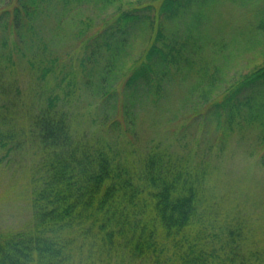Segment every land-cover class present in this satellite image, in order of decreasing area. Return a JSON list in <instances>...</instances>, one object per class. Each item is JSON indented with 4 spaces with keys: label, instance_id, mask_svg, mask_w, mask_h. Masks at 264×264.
Instances as JSON below:
<instances>
[{
    "label": "trees",
    "instance_id": "16d2710c",
    "mask_svg": "<svg viewBox=\"0 0 264 264\" xmlns=\"http://www.w3.org/2000/svg\"><path fill=\"white\" fill-rule=\"evenodd\" d=\"M155 1L0 0V80L17 86L23 67L39 86L1 106L0 149L42 152L31 224L0 230V264H264L263 249L243 251L242 224L210 227L212 211L200 210L207 159L228 136L253 140L264 166V64L233 81L217 72L227 50L258 44L264 56V0H241L254 6L244 24L214 16L224 0ZM66 44L77 53L62 64ZM76 88L98 138L75 131L60 105ZM177 123L180 143L157 140ZM197 133L206 157L192 164ZM123 137L141 147L137 160Z\"/></svg>",
    "mask_w": 264,
    "mask_h": 264
},
{
    "label": "rangeland",
    "instance_id": "374dc122",
    "mask_svg": "<svg viewBox=\"0 0 264 264\" xmlns=\"http://www.w3.org/2000/svg\"><path fill=\"white\" fill-rule=\"evenodd\" d=\"M224 0L216 8L213 9L214 16L219 20L225 18L229 23L244 24L243 18L252 7V4L244 6L241 0L231 1ZM155 0H122L124 8H132L134 6L145 7L150 4H156ZM256 4V0L253 2ZM87 14H93L91 7H85ZM108 17V16H107ZM107 19V18H106ZM167 32L170 34L177 29V25L172 21L166 23ZM105 26V21L97 22L96 31H100ZM94 29V31H95ZM61 49V63H67L71 60V55L77 51H71L68 44ZM253 51V52H252ZM245 51L239 49L235 54L240 56L233 57L228 55L226 59L221 61L217 72L221 73L225 79L230 81L236 80L242 75L252 71L253 69L264 64V56L261 48L256 44V49ZM34 73V72H33ZM17 86H10L7 80L8 75L1 76L0 80V113L2 105L7 100L13 99L17 92H26L27 88L35 94L39 92V86L36 85L32 72L25 68L18 69ZM76 77L75 80H78ZM36 87H38L37 90ZM25 100V99H23ZM76 88L70 96L62 97L60 105L70 115L73 120L72 127L75 131L83 134L86 138H94L99 136V128L101 127L99 120H95L92 106ZM21 123V120H20ZM182 123L161 128L158 133L157 140L161 143L178 142L179 129ZM146 125L144 124V127ZM4 129L0 128L3 133ZM14 131V127L12 129ZM202 133H197L190 149L186 152L190 154L191 163L194 164L199 159H205L206 153L199 152L197 156L195 148L198 140L202 137ZM142 135L151 137L149 131L142 127ZM210 138V137H209ZM186 139V137L184 138ZM127 138L122 139L120 144L121 150L130 152V159L137 160L141 148L133 141ZM250 143H254L249 139ZM218 140L214 143L218 146ZM134 143L135 145H133ZM180 143V142H178ZM205 143V142H204ZM249 142L239 141L236 135L226 138L225 150L220 154L216 153L214 148L211 158H208L209 166L208 177L205 189L201 195V212L206 214L211 210L207 217L211 219V225L217 228L235 227L240 224L244 226V231L240 239L243 251H256V247L264 250V166L260 161L259 151L253 150ZM132 144V145H131ZM212 144V143H211ZM37 145V144H36ZM27 145L23 151L14 152L0 149V230L15 231L26 228L32 221V198L35 189L34 180L40 174L42 165L41 153L38 146ZM30 146V148H29ZM34 176V177H33ZM213 209V210H212ZM209 221V220H207Z\"/></svg>",
    "mask_w": 264,
    "mask_h": 264
}]
</instances>
